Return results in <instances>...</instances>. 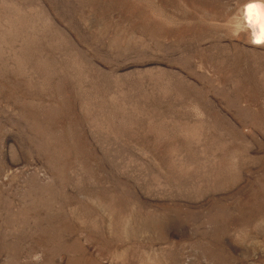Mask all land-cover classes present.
Segmentation results:
<instances>
[{
  "label": "rangeland",
  "instance_id": "obj_1",
  "mask_svg": "<svg viewBox=\"0 0 264 264\" xmlns=\"http://www.w3.org/2000/svg\"><path fill=\"white\" fill-rule=\"evenodd\" d=\"M264 0H0V264H264Z\"/></svg>",
  "mask_w": 264,
  "mask_h": 264
},
{
  "label": "bare ground",
  "instance_id": "obj_2",
  "mask_svg": "<svg viewBox=\"0 0 264 264\" xmlns=\"http://www.w3.org/2000/svg\"><path fill=\"white\" fill-rule=\"evenodd\" d=\"M246 17L250 20V24L256 38H264V10L260 7L254 6L253 8H246Z\"/></svg>",
  "mask_w": 264,
  "mask_h": 264
},
{
  "label": "snow or ice",
  "instance_id": "obj_3",
  "mask_svg": "<svg viewBox=\"0 0 264 264\" xmlns=\"http://www.w3.org/2000/svg\"><path fill=\"white\" fill-rule=\"evenodd\" d=\"M253 7H254V5H250V6H249L250 9L253 8Z\"/></svg>",
  "mask_w": 264,
  "mask_h": 264
},
{
  "label": "clouds",
  "instance_id": "obj_4",
  "mask_svg": "<svg viewBox=\"0 0 264 264\" xmlns=\"http://www.w3.org/2000/svg\"><path fill=\"white\" fill-rule=\"evenodd\" d=\"M262 31H264V29H262Z\"/></svg>",
  "mask_w": 264,
  "mask_h": 264
}]
</instances>
